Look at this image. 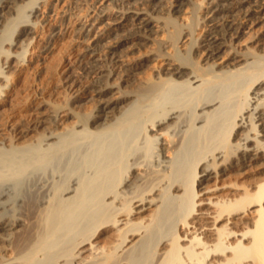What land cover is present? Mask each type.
<instances>
[{"label":"bare ground","instance_id":"1","mask_svg":"<svg viewBox=\"0 0 264 264\" xmlns=\"http://www.w3.org/2000/svg\"><path fill=\"white\" fill-rule=\"evenodd\" d=\"M220 1L211 16H201L209 29L196 54L205 64L189 68L188 61L160 51L155 80L146 79L135 104L128 101L135 94L126 92L104 100L94 116L64 133L56 126L58 134L54 128L21 142L38 125L48 124L51 116L40 112L34 121L22 120L19 136L0 140V264H264V55L255 53L250 62L249 50H229L222 58L228 38L264 21V0ZM40 3L0 0V102L14 109L21 99L18 93V104L11 98L7 69L20 70L21 58L45 25L37 24L45 6ZM240 8L242 17L236 21L233 12ZM102 17L83 22L77 33L83 36ZM153 21L142 11L123 14L111 30L127 24L131 30L110 48L109 62L121 64L116 50L144 38ZM17 27L20 32L10 39ZM261 33L256 35L260 54ZM5 42L12 49L19 45V52L4 48ZM102 67H96L99 79L106 76ZM98 89L102 97L105 90ZM44 101L48 108L50 101ZM126 101L132 106L116 118ZM108 113L113 122L90 129L91 121L98 123ZM142 137L148 151L158 149L153 156L160 170L154 165L147 171L150 164L144 168L142 158L149 152H138ZM66 156L73 160L65 175L55 167ZM132 168L135 173L143 169V176ZM50 172L60 180L51 183ZM242 175L246 181L239 183ZM22 217L27 226L18 231Z\"/></svg>","mask_w":264,"mask_h":264},{"label":"rangeland","instance_id":"2","mask_svg":"<svg viewBox=\"0 0 264 264\" xmlns=\"http://www.w3.org/2000/svg\"><path fill=\"white\" fill-rule=\"evenodd\" d=\"M17 1L21 4H25L29 0H17ZM38 1L39 2L43 1V4L42 3L38 4L39 6L42 5L45 6H43V8H41L40 10V13L42 12V19L40 18L39 20L37 19L38 20L37 24H39L40 27L41 26L40 23L45 22V25L40 27L39 36H38L39 38L37 37L36 38L37 40L35 39L33 41L31 47L29 48L30 52L28 51V53L21 58L20 64L22 65V67L20 68V70H18L15 67L7 69L8 70L7 74L9 77H11L10 82H12L13 80V82L10 83V86L13 87L11 90H9L11 92L10 93L12 96L11 98L13 99V101H15V103L18 101V99L19 100L21 99L22 103L21 100H20V104H18L17 102L18 109L16 107L14 109L13 106H10L9 104H5L3 103V101L0 102V106H2L1 109L2 111L0 110V128H1L0 140L9 138L10 135L12 136L11 138H13L14 136H19V134L17 135V133H19L18 128L22 126V122H23L22 120L26 119V120L34 121V119H37L38 114L40 116L42 112H44V114L51 116L47 124L48 126L41 125L42 126L41 128V126L38 125L36 129L30 132L32 134L29 133V135L22 136V138H20L21 142L25 141V140L23 141V139L28 140V142L33 141L40 137L39 132L40 135H44L47 134L48 132L54 131V128L56 134L58 133L60 134L62 132L64 133L66 132L67 129L72 128L77 121L79 122V120L81 119L89 120V117L91 118L92 116H94V113H96L97 108L100 107L103 102L109 101L111 98H116V97L119 98L120 96H122L123 93L133 92L135 94V97L129 98L131 100L128 99V101L131 104L132 102L133 103L136 102L137 101L136 97H138L137 94L139 93V88H141V86H144L145 82H147V80H149L150 78L152 79H150L148 83H150L152 80L153 81L155 80L154 75L156 73V68L158 70V67L161 65V60L158 57V55L161 52L167 53L169 56L172 57V59L176 57V59L174 60L178 62L185 60L186 62L188 61L189 66L188 65L187 66L189 68L194 66L195 63L198 65L205 64V62L201 60L203 59V56L199 58L200 55H197L199 52L198 41H200V44L202 43V41L208 34L207 30L209 29V25H207L208 21L203 20L204 17H202L201 19V16L204 15V13L210 14L209 16H211L212 15L211 12L213 10L212 8H214V4H216L217 2H221L220 0L219 1L215 0L213 1V3H208V0H46V1L38 0ZM3 4L6 5L7 3L5 2ZM246 6L244 8H246ZM129 10L134 12L142 11L144 13H147L148 17L153 18L154 26L152 25L150 30L146 34H144L145 36L144 38H140L136 41L129 42L130 44L126 43L120 46L119 49L116 50V54L118 56V59H120L121 64L120 63L113 64L112 62H109V59L111 57L109 55V50H111L110 48L113 45H116L119 42L121 37L129 34L131 30V25L127 24L124 27L116 29V31H112L111 27H113L115 22H117V20H120L123 17V14H126ZM242 13H243V9L241 8L239 10H235L233 12L234 16L232 18H234V20L236 21H239L241 20ZM101 14L103 15V17L101 19L99 18L95 22L96 24L94 23L95 26H90L89 29L87 28L83 36L82 33L80 34L77 33V30L81 28V24L83 22L88 21L89 23L90 21H93L94 18H97V16ZM166 18H169L170 20ZM31 19L35 20V18H31ZM170 23H174V24L171 25ZM261 27L263 28L261 29ZM256 28L259 32L256 31ZM20 30H21L20 27L15 28L16 33H14V35L10 37V39L16 38L17 33H19ZM263 30H264V21L256 25H253L251 29L244 30V33L243 34L241 33L238 36V38L235 39L228 38L226 41L227 43L226 46H228V48L227 47L225 48L226 51L224 50L225 52L224 55L222 54V58L224 59L227 58V53L229 52V50L230 52H233L234 50L236 52H242L244 50L248 52L249 50L250 53L248 52L246 54L247 55L251 54L249 55L250 57L255 55V53L259 55H264V52H262L261 54L258 53L259 47L256 45L257 41H259V38L257 37L261 36L260 34H262L261 32ZM63 31L64 32L66 31L67 33L66 32L64 33ZM247 32H249V34ZM250 36L253 38H251ZM174 38L175 39L177 38L175 40L176 43L173 40ZM254 39H256V41ZM165 42L168 43L167 47ZM261 42L263 43L264 41ZM7 43L8 42L4 43L3 45L4 48L10 47V51L14 50L19 52V45H16L12 49L10 44ZM254 46L257 47L255 48ZM245 51L242 53L245 54ZM225 53H226V58H225ZM90 54H96V55L94 58H92ZM94 59L96 61H94ZM179 59L181 60L179 61ZM249 61L254 62L255 61L254 57H251ZM93 64L95 65V67H93ZM126 64L128 65L130 64V65L125 66ZM98 66L101 67L105 66L102 68L106 69V71L103 73V75L106 74V76L105 75L102 76V79H99L98 77L99 70L96 69V67ZM123 68H127L128 70L125 71ZM108 70L111 73H109ZM153 81L151 83H153ZM99 87L105 90V93L102 97H100V95L96 93V90H99L98 89ZM15 93L16 94L18 93L17 95L18 99H16ZM46 99L47 101H50L48 102L49 104L48 108L44 107V103H43V101L44 100L46 101ZM128 101L122 103V105H119V108L117 109V112L115 114L116 118L118 116L119 117L123 116L122 114L127 109H129L127 106L129 107L132 106ZM50 107L52 108V111L51 110L49 111V109H51ZM60 107L65 108V110L64 109L62 110ZM58 108L63 112L59 111ZM53 109H54V113H53ZM56 110L57 112H55ZM58 112L61 113L62 116ZM19 113L22 114L23 116L20 115ZM63 114H65L66 116H64ZM18 116H20V118H18ZM28 116L29 118L30 117L31 118L28 119ZM112 117L113 114L108 113L104 117L100 118L98 120V123L91 121L90 129L97 130L98 128V130L99 129L101 130L102 128H105L107 124L115 120V117L113 118ZM56 120H58L59 122ZM8 121L10 124L8 123ZM51 121L52 124L54 123L53 125H51ZM56 123L57 125H55ZM50 125L53 127L52 129ZM70 125H72V127ZM56 126L58 127V133ZM180 127L178 126L176 128L177 131L181 129ZM149 134H153V132L152 133L149 132ZM28 138H30L31 140H29ZM142 138L143 139L141 141H143L144 145H146L144 137ZM161 141L162 140H160V142ZM143 142H140L141 145H143ZM141 145L139 144V148H140V150L138 151L139 153L149 152L148 153L149 156L150 155L153 156V154L156 155L155 153L156 151H158V149L156 151L154 150V152H152V148L151 150L149 149L152 152L151 154V152L148 151L147 145L146 146L144 145L141 146ZM143 148L145 149V152ZM149 156L145 158L143 157L144 159L142 158V160L145 161L144 168L148 164L151 165V166L150 165L147 166L148 169L145 168L147 171L153 170L152 166L154 165H155L154 167L157 168L156 167L157 164H155L156 156H153L151 158ZM66 159H67V163H65ZM72 160L73 158L67 156L64 157L60 161L61 167L59 166L58 168L59 164H57L55 170L58 171L59 169L60 171L61 168V170L63 169L62 172L64 173L65 169L66 170L70 169V166L68 164H71ZM134 168L136 167L134 166ZM157 169L160 170V167H158ZM132 170H130V172L134 173L138 177L140 174H141L140 176H143L144 173L143 169L140 170L137 169V173H135L136 172L135 169L132 168ZM62 172L61 173L59 172V175L62 174L60 175L62 177H64L68 173L67 171H65L67 173H64L65 174L64 175ZM51 173L52 172H50V176ZM250 175L252 174L250 173ZM50 178H52V176ZM58 178L59 177H57L56 179L52 178L50 179V182L51 183L52 181L56 182L58 181ZM236 179L237 178L235 177L231 178V180H235L233 182L240 181L239 183H241L243 182V180L244 182L246 181L245 175L239 177L237 181ZM10 207L12 208V206ZM10 207L8 208L11 209ZM18 207L19 206L16 207L17 210L15 209L16 213H18L20 210V208L18 209ZM8 215L12 216L14 214L13 212H10L8 213ZM245 217H247V215ZM18 221H19L18 223L19 228L17 227V229H19L18 231H22L24 228L23 225L27 226L26 225L27 221H25V218L23 217L20 218V220ZM8 238L9 237H7L6 239ZM8 242L9 240L7 241V243ZM0 246H4L3 242L2 243L0 242ZM12 256H14V254L11 255V253H9V257Z\"/></svg>","mask_w":264,"mask_h":264}]
</instances>
